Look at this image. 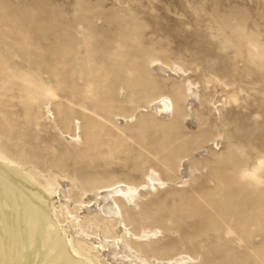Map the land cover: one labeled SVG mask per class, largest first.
<instances>
[{
	"label": "rangeland",
	"instance_id": "1",
	"mask_svg": "<svg viewBox=\"0 0 264 264\" xmlns=\"http://www.w3.org/2000/svg\"><path fill=\"white\" fill-rule=\"evenodd\" d=\"M154 59L189 70L194 119L149 106L179 81ZM0 152L75 197L154 168L167 185L125 218L161 234L138 249L264 264V0H0Z\"/></svg>",
	"mask_w": 264,
	"mask_h": 264
},
{
	"label": "bare ground",
	"instance_id": "2",
	"mask_svg": "<svg viewBox=\"0 0 264 264\" xmlns=\"http://www.w3.org/2000/svg\"><path fill=\"white\" fill-rule=\"evenodd\" d=\"M151 63L160 76L185 83L175 81V101L160 94L149 106L163 120L172 119L175 111L181 120L194 119L183 106L186 100L191 103L200 98L196 84L186 79L189 70L159 59ZM48 115L52 116L50 108ZM74 139L79 140L80 135ZM187 163L179 166V185L186 184L197 171ZM69 183L60 179L57 187L41 191L29 172L0 152V264H193L198 260L185 253L167 259L149 257L134 245L150 243L161 234L157 228L133 232L125 218L140 205L142 192L167 185L156 169L151 168L142 183L118 182L78 197Z\"/></svg>",
	"mask_w": 264,
	"mask_h": 264
}]
</instances>
